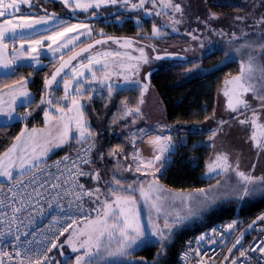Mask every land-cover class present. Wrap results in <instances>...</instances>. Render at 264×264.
<instances>
[{"label": "trees", "instance_id": "obj_1", "mask_svg": "<svg viewBox=\"0 0 264 264\" xmlns=\"http://www.w3.org/2000/svg\"><path fill=\"white\" fill-rule=\"evenodd\" d=\"M221 1H206V9L209 11L207 14L210 16H222L217 17V21L222 22L211 19L207 26L199 27L202 32L208 34L207 38L209 40H194L198 43V48L193 45L192 39H186L181 35L162 38L153 37L152 28L154 24L149 20H145L143 24H137L134 19L127 18L123 24H120L115 20V17L106 18L103 14L96 16L99 18H71V20H68L69 23H90L93 28L94 38L114 35L131 41L139 56V48L144 47L147 55L148 48H151V46L160 50L166 47L170 48L171 51H177L189 45L187 47L188 50L194 51L195 47V52H205L209 47H212V51L201 58H196V55L197 57L199 56L196 54L194 59L189 58L188 61L174 62L171 66L160 67L159 71L153 74L151 85L145 81L150 88L155 90L160 99L162 109L160 121H158V116L156 117L153 112L152 106L149 108L148 113L143 112L144 123L140 127L135 126V123L139 121L137 112L133 111L132 114L125 116V104L133 110L136 108L141 109L144 92L141 91L140 86L113 87L110 99L106 98V92L101 91L94 94L92 101L81 100L86 109L84 118L92 126L91 130H93L94 134L90 135V138L85 141L70 144V146L56 152L51 158L66 154L77 145L95 143V163L91 164L88 171L94 172L98 170L101 179L99 181L88 179V183L92 186L100 187L101 190L107 188L108 183L114 184L116 179H120L124 182V185H127L126 180L118 175V160L120 157L131 158L132 143L135 141L134 138L138 130L143 128V130L151 132L168 125L178 131L179 137L176 139L177 149L173 161L167 165L165 173L159 176V180L165 186L179 191L194 190L208 185L209 182L205 179V173L212 147L206 143L204 132L200 130L199 126L204 125L209 120L207 117H212L216 107L218 91L223 81L230 76L239 75L242 71V64L249 66L251 58H255V65L259 67L261 57L255 54L249 55V51L243 50L246 47L244 42L233 36L236 27H238L234 24L233 15L244 13L245 8L233 5L229 3V0ZM101 12L103 13L104 11ZM204 13L200 16L204 15ZM216 16L214 17L216 18ZM221 23L227 25L224 31L219 26ZM94 38L85 41L83 45L94 40ZM152 59L149 57L148 64H152L154 60ZM59 62H50L39 69L29 64H20L16 66L11 75L0 77V90L16 84L18 80L29 79V86L34 95L31 105L20 110L23 115L30 112L31 116L12 124L0 125V157L14 143L25 126H42L44 124V111H51L52 113L56 111L54 106H50L47 103L45 79H50ZM61 85L62 81L58 80L50 91V98L59 100L64 96V88ZM42 100L44 103H41ZM120 129H124L123 135L118 134ZM137 143L140 144L139 141ZM117 149H119L117 156L108 155L109 150L116 151ZM100 151L105 153L103 159L98 156ZM132 182L137 183V180ZM102 198H104L103 195ZM93 200H95V197H92L88 204L90 210L92 206H97V203L92 202ZM263 209L264 200L254 206L242 208L238 217L244 222L257 215ZM236 217L237 213L231 211L224 216H216L210 219L207 224L202 226L199 225L177 232L167 242V250L164 256L161 257L163 264H180L179 253L185 241L191 235L199 234L208 226L218 222L228 223L227 220H234ZM68 236L69 234L62 239L60 245ZM159 242H144L146 244L139 246L130 255L133 261L122 264H149V261L154 262L157 258V253L161 250ZM64 244L62 248L59 245L56 250L54 264H76L75 256H65L67 253ZM98 261H95V264H115L114 262L105 263L106 260L104 262Z\"/></svg>", "mask_w": 264, "mask_h": 264}, {"label": "snow or ice", "instance_id": "obj_2", "mask_svg": "<svg viewBox=\"0 0 264 264\" xmlns=\"http://www.w3.org/2000/svg\"><path fill=\"white\" fill-rule=\"evenodd\" d=\"M61 2L65 5V7L72 8L73 6L69 3V0H61ZM123 3L127 8L130 5L132 10L141 11L146 10L145 5L150 4L152 9H156L157 0H138V3L135 0H87V2L81 3L79 0L74 5V9H79L84 12H88L89 9L92 8H100L102 5H118L119 3ZM20 3L27 4L30 9L34 8V4L31 3V0H0V17H4L3 24L10 25L11 27H3L0 25V47L3 49L8 48V40L11 39L13 42L18 41L20 44L21 51L17 54H14L11 59H6L0 67L7 70L12 69V65L17 60H29L34 61L36 64H40V51L41 48L45 46V41H50L51 43L47 44L46 47L51 49L53 55L57 52H61L62 49H68L69 45H73L74 47L69 51H75V41H80L81 36L84 35V32H81V29H88L87 35L91 36L92 32L89 28V25L84 22L77 23H69L68 18L60 17L56 13H50L47 9H43L44 14L33 16L32 12L25 14L20 8ZM162 8L171 9L170 13H166L170 16L171 22L173 25L179 24L182 22L181 18L184 13V6L180 2V0H161ZM11 9L12 12L8 10ZM20 12L21 15L19 17H15V13ZM149 15H152V11H148ZM155 15L159 16L161 13L156 11ZM92 15V13H89ZM13 18L23 21L19 24H13ZM214 16H210L209 19H214ZM238 20H244V17H237ZM33 21V22H29ZM207 25V21H202ZM260 23L264 25V18L260 20ZM19 29V31H18ZM173 31H177L175 27L172 29ZM30 32V35H26L25 33ZM196 30L187 33L191 36L193 40H199L200 37L194 34ZM9 33L11 34L9 37ZM70 33H76L73 36H69ZM165 33L162 32L160 28L157 26H153L152 28V36L160 37ZM67 37L63 43H60L63 38ZM103 42L102 40H95L94 43H88L87 47L83 46V41H81L80 52L76 53V55H70L67 60H65L64 55L59 57L60 60H63L64 63L60 65L59 68L55 70L51 74L50 79H45V90L50 89L54 83H57V77L61 76V73H64L62 77V84L64 88V96L60 99L64 101H70L69 105H61L59 100H55L50 98L47 103L50 106H54L55 110L60 113H72L75 112L76 115L72 119L74 120V130L78 132V136L80 138H85V134L93 135L91 128L87 125L84 115L86 109L80 103L81 100L87 99L91 100L92 95L95 90L92 88H85L84 85L90 84L93 81L100 84L105 88L107 93V97H111L113 92V86L111 84H105V80L109 78V74L106 72L107 65L102 63V60L99 56L88 55L85 56L84 60L79 63L78 66H72L71 68V76H68V73L64 72L65 68H68L71 61L76 59L78 55L83 53H88L90 49L94 48L96 45H99ZM116 43L121 44V47L131 46L130 42L124 41L121 43L120 41H116ZM28 45L27 49H25V45ZM53 45H58L57 47H53ZM15 51V50H14ZM212 49L208 50V53H211ZM36 53L37 55H33ZM139 57H130V59H135L138 62L132 66L133 74H138L141 64H146L149 62V57L145 54V50L143 47L139 48ZM103 56H119L120 53H112V52H104ZM2 56V53H0ZM160 57L157 56L156 59ZM91 73V78L85 76V71ZM256 69L255 58H251L249 60V67L247 69V75L242 74L241 76H237L230 83L234 85L232 89H228L225 91V95L230 97L229 100V110L231 112L237 113L236 116H232L230 120H237L239 124L244 125L246 123L255 124L258 115H257V105H253L251 100L259 101V107L264 109V76L260 78V86H257V82L253 79L252 73ZM262 73H264V67H260L258 69ZM99 73V79H98ZM151 73H147L145 79H149ZM80 78H83L82 80ZM73 81L76 82L75 87L73 88ZM17 83L21 84V88L13 92V99L8 103L7 110L0 109V116L6 117L7 119H17L20 118V114L17 113L16 116L12 114L15 112L14 105L16 104L15 97L17 95L23 97L22 106L28 105L30 106L32 101L30 100V94L27 92L26 88L23 86L26 81L18 80ZM131 83L140 86L141 91H147L149 85L147 83L141 84V81L138 79H133ZM251 92L252 97L250 100L244 99L243 96L247 93ZM232 95L236 96V103L233 104L231 97ZM41 103H44L42 100ZM244 109V111H240V109ZM139 112V108L135 110L128 108L127 104H125V116L132 114V112ZM251 111L252 116L249 118L246 113ZM45 116H49L48 111H44ZM240 115H244L245 119H239ZM28 116H31V113H27L23 118L27 119ZM124 118V117H122ZM213 117H207V119H213ZM61 121H63V117H59ZM228 121L221 118L217 121L218 124L227 123ZM65 132L63 134V138H67V124L64 125ZM142 131V130H138ZM211 133V137H215L218 133L209 129ZM23 135V134H22ZM19 140L20 137H17ZM154 142L156 144H160V148L158 152L154 154L153 159L151 160H143L140 159L136 164V171L140 172L142 175L148 177L149 171H151V178L146 181H140L138 184H128L127 187L124 186V182L120 179L115 180V185L112 183L107 184L106 191L101 193L100 187L94 188H85L83 183L79 182V177H86L91 180L99 181L101 179L100 173L98 170L93 171H85L80 165H91L94 164L95 161L89 159L87 156H81L79 158V163L73 161L74 170H70L69 174L65 177L66 183H72L75 181V188L73 189V193H79L76 195V199L79 200L82 196L86 195L88 197H95L93 203H100L103 206L102 214H98L97 219L91 220L90 223L98 225L99 228L96 232L95 237L91 233L81 232L79 235L86 237L85 239L79 242L80 248L84 249L82 255L76 256L75 262L76 264H82L85 261L86 257H89L86 264H95L94 253L92 251L93 248L96 249V254H99V251L102 247L101 238L107 234L109 240L113 238L115 233H118L120 240L117 244V247L113 250L108 251V255L110 256H120L126 257L132 255L135 251V247H138L141 243H144L148 237H157L158 241H164L163 244L160 245V252L157 253L156 260L149 261V264H163V260L161 257L164 256L167 250V241L171 238L173 232L172 229L174 226L182 224L185 220L189 219L192 216L198 215L200 212L204 211L206 208L210 207L212 203H215L217 200H227L229 202L234 200H243L245 197H249L255 195L256 193L264 194V181H260L257 186L249 187L250 185L256 184V178L246 175L244 172L239 170V166L236 165L233 167L231 163H229L228 155H218L216 157V162L209 166L210 172H216V175L219 176L220 172H217V168H221L222 171H234L239 178V184L231 187L227 191L223 192H211L205 191L204 189H200L199 191L203 193V199L197 201L196 204H187L184 208L181 209L180 212H176L173 214L172 212L164 211L163 205H158L153 201H160L166 199V197L162 195L152 196L153 193H160L162 191L158 186V177L156 173L160 171V166L158 163L161 161V158L165 151L168 150L171 145L172 137L171 135H156L154 138ZM255 139V137H253ZM163 142H167L166 144ZM58 146V145H57ZM94 146V145H93ZM257 147H264L257 143ZM135 147V146H134ZM119 154V149L116 151L109 150L108 155L117 156ZM105 153L100 151L98 156L100 159L104 158ZM138 151L133 153V160L135 161L138 157ZM38 158V157H34ZM127 158V157H125ZM67 159V157L65 158ZM223 163H219L220 161ZM13 162L9 161V163L0 170V176L12 178V172L10 171ZM36 165H33L35 167ZM59 180V177H56ZM58 187L57 184H52V189H56ZM59 187H64L63 184L59 185ZM137 193H139V199L143 201L144 205L147 206L148 211L143 212L141 208L138 206ZM101 195L104 196V199L101 200ZM109 197H115V199L110 200ZM79 208L80 205L77 204ZM16 211H20L17 209ZM155 212V219L152 216V212ZM261 221H264V216L259 218ZM76 221H73L75 223ZM255 223V222H254ZM72 224H68L65 226L63 231L59 234L63 235L64 231H67L68 228H71ZM235 225L229 224L228 229H233ZM242 237L243 233H240L239 236L236 237L235 243L232 244L230 248H228L229 254L232 253L233 249L239 252V258H243L242 260L239 258H233L230 260V264H247V261L250 259L248 256L249 252H259L261 260H264V239H260L257 242H254L249 248L245 249L242 246ZM73 238V233H69V236L63 243H70ZM16 240H19L20 237L17 235L15 237ZM203 239V237L201 238ZM63 243L60 247H63ZM239 246V247H238ZM52 248H57V244L52 242L44 252L51 251ZM74 252L79 251L78 248L73 247ZM63 254V253H61ZM0 255L9 254L3 253L0 251ZM22 256L21 264H24V261H27V264H42L43 261L51 260L50 257H47L44 253H40L39 251L31 248H24L23 252L16 251L15 256H9V260L15 259V257ZM225 261L229 260L228 256L223 258ZM0 264H4L3 261H0ZM115 264H122V262H115ZM198 264L201 262L198 261Z\"/></svg>", "mask_w": 264, "mask_h": 264}, {"label": "rangeland", "instance_id": "obj_3", "mask_svg": "<svg viewBox=\"0 0 264 264\" xmlns=\"http://www.w3.org/2000/svg\"><path fill=\"white\" fill-rule=\"evenodd\" d=\"M207 0H180L182 5L184 6V13L182 15V22L179 24L173 25L170 19V16L166 13H170L171 9L169 8H162L161 7V0H157V7L156 9H152L150 4L145 5L146 10L136 11L132 10L130 8V5L126 8L125 5L121 2L118 5H102L100 8H92L89 9L88 12L81 11L79 9H74V5L77 2V0H69V3L73 6L72 8L65 7V5L61 2V0H31V3L34 4V10H38L39 13L44 14L43 9H47L50 13H57L61 15L60 17H66L68 20L78 19V18H95L96 16H105L108 17H115V20L119 22L120 24H123L124 21L128 18L134 19L137 24H143L145 20L152 21L154 26H157L164 32L165 34L156 37V38H162V37H171L173 35H181L185 37L186 39H192L190 35L187 33L192 32L193 30H196L194 34L200 36V39L209 40L208 34L205 32H202L199 27L201 26H207L211 19H209L210 15L207 14L209 11L206 9V3ZM222 2L221 0H219ZM79 2L84 3L87 2V0H79ZM135 2L138 3V0H135ZM175 2V0H173ZM229 3L233 5H239L245 8L244 13H238L233 15V21L234 24L238 27H236V31L233 34L234 37L238 38L239 40L243 41L246 47H244V51L248 52L249 55H260V66L256 67L257 70H254L252 73L253 79L257 82V86H260V78L264 76V73L259 71L258 69L260 67H264V25L260 23V20L264 18V0H229ZM20 5H27L24 3H20ZM101 11H104L103 13ZM148 11H152L153 14L149 15ZM156 11H159L161 15L157 16L154 13ZM10 12L12 10L10 9ZM203 12L204 15L200 16ZM89 13H92V15H89ZM199 14V15H198ZM211 14V13H210ZM213 15V14H211ZM216 16V15H214ZM217 17H222L220 15H217L216 21L218 20ZM237 17H244V20H238ZM202 21H207V25L205 23H202ZM222 22V21H217ZM243 25V26H240ZM222 31L225 30L227 25H224L223 23L219 24ZM173 27L177 29V31H173ZM31 34V33H29ZM103 34V33H102ZM101 34V35H102ZM93 36L92 38H94ZM95 39V38H94ZM199 39V40H200ZM124 41L130 42L131 46H124L121 47V44L112 42L110 44H105L88 55L92 56H99L102 60L103 64L107 65L106 72L109 74V78L105 80V84H111L113 87L123 88V87H133L138 86L136 84L131 83L133 79H138L141 81V84L146 83V74L154 67H161L164 68L166 66H171L174 64V62H158L156 60H153L152 64H141L140 70L138 74H133L132 66L136 64L138 61L135 59H130V57H139L138 52L134 49L132 42L129 40H122L120 41L123 43ZM193 42V45H195L196 48H198V43H196L193 39L191 40ZM211 45V44H209ZM188 46L181 48L180 50H173L171 51L170 48H163V49H157L158 52H177L187 55L189 58L194 59L195 55L198 54L199 56L196 58H201L205 56L208 53L209 49H212V47L207 48L205 52H195L196 48L194 47V51L188 50ZM79 48V46L77 47ZM76 48V49H77ZM144 48V47H143ZM189 51V52H188ZM104 52H112V53H120L119 56H103L102 53ZM146 52V51H145ZM154 52L149 47L148 48V56L150 58H153ZM86 55V56H88ZM85 57H83L81 60H79L74 66H78L81 61L84 60ZM61 61V60H56ZM55 62V61H52ZM248 65L242 64L241 68L242 71L239 75L242 74L247 75V69ZM85 71V76L91 78V73ZM68 76H71V68L67 71ZM233 76L231 79L226 81L225 89H232L234 87L233 84L230 82L234 80L235 77ZM81 80L83 78H80ZM98 79H99V73H98ZM59 81H62V77L59 79ZM146 81V82H145ZM76 82L73 81V88L75 87ZM85 88H92L95 91L91 93L92 97L95 93L98 92H106L105 88L102 87L97 82L93 81L90 84L84 85ZM225 90V91H226ZM113 93V92H112ZM249 92L248 94H250ZM246 95V94H245ZM227 98H230L229 96H226ZM62 98V97H61ZM94 99V98H93ZM233 104L236 103V96L232 95L231 97ZM61 105H69L70 101H64L62 99H59ZM92 101V100H91ZM253 105H257V115L258 119L256 123L253 125L251 123H246L244 125H241L236 121L231 126H226L221 131V141H222V147L221 151L217 152V156L224 154L229 156V163L235 167L236 165L239 166V170L244 172L246 175L252 176L256 178V184L250 185L249 187L257 186L260 181H264V147H257V143L264 145V109H261L259 105V101L253 100ZM82 105L83 101H80ZM153 107V112L156 114V117L158 121L161 120V106H160V99L157 96L155 90L148 87L147 91H144V100L141 105V109L139 112H137V115L139 117V121L135 123V126L140 127L144 123V114L149 112V108ZM243 111L244 109H240ZM50 114H54L56 116L63 117V121H61L62 128L56 132L59 141L63 140L64 142L70 138L71 133L73 135L75 134V137L78 136V132L74 130V120L72 119L75 117L76 113H60L57 111H54L52 113L51 111H48ZM250 112V113H249ZM136 113V112H135ZM246 115L250 118L252 116L251 111H248ZM50 118V115L48 116V119ZM58 118V117H57ZM85 119V118H84ZM239 119H245V116L239 118ZM87 125H89L88 120H86ZM67 124V132L68 136L67 138H63V134L65 132L64 125ZM90 128H92L91 125H89ZM168 125L163 126L167 127ZM160 129H156L151 132H155ZM173 129V128H172ZM177 131V130H176ZM52 132V131H51ZM93 132V130H92ZM124 129H120L118 131L119 135H123ZM53 133V132H52ZM150 133L147 130L138 131L137 135L135 136L134 140L135 142L139 141V143L144 139L146 135H149ZM53 137V136H52ZM255 137V139H253ZM90 138V135L87 133L85 134V138H80V142L85 141L86 139ZM229 139H232V141H228ZM38 141H36L34 146H31L28 150V153L26 155L34 154L39 155L40 154V148L37 144ZM95 144V143H94ZM96 146V145H95ZM133 146V143H132ZM157 152L152 151L150 153V157L153 158L154 154ZM215 156V158L217 157ZM119 165L117 168L118 173L121 177L126 178L127 177V166L128 165H135L137 164L136 161L133 162L131 158H124L120 157L118 160ZM219 163H223L221 160ZM164 161H160L158 163V166H160V171L157 172L159 176L163 175L165 173L166 165H164ZM213 164V163H212ZM211 165V164H210ZM209 165V166H210ZM166 166V167H165ZM217 172H220V175L217 176L216 172H210L209 167L205 174V179L209 182L208 185L194 189V190H186V191H179V190H173L171 188L165 187V191L160 194L166 199L158 201L156 204L163 205L164 211L166 212H172L175 214L176 212H180L182 208H184L187 204H196L197 201L203 199V193H201L199 190L204 189L206 192L211 191L213 193L215 192H223L227 191L231 187H234L239 184V178L237 177L236 173L234 171H222L221 168H217ZM131 184H134L133 182ZM128 185V184H127ZM127 185H124L127 187ZM113 186H116L115 183ZM135 186V184H134ZM106 191L105 189L101 190V193H104ZM139 198V197H137ZM101 195V200H103ZM110 200L115 199V197H109ZM139 200V199H138ZM264 200V194L256 193L255 195L245 197L242 201L241 200H234V201H227V200H217L215 203H212L210 207L206 208L204 211L200 212L198 215L192 216L189 219L185 220L182 224L176 225L172 229V236L175 235L177 232H180L182 230H186L188 228H193L195 226L204 225L207 224L210 219L216 217V216H224L227 213L231 211H235L237 213V217L234 220H227L229 224L236 225L239 221H241L240 217L238 215L241 213L242 208L254 206L255 204H258L259 202ZM138 206H142L141 208L142 213L147 212L148 209L145 207L144 204L141 205V202L138 201ZM92 215L90 219H88L85 223L81 224L77 228H75L73 233V238L70 243H65V251L69 256H79L82 255L84 252V249L80 248L79 242L86 237L79 235L81 232L85 233H91L93 237H95L96 232L99 228L98 225L90 223L91 220H95L98 217V214H102L103 212V206L100 203H97V206H92ZM152 216L155 219V212H152ZM171 236V237H172ZM120 240V237L118 233H115L113 235V238L109 240L107 234H105L104 237L101 238V244L102 247L99 251V254H96V249L93 248L92 251L94 253V256L92 259L94 261L98 262H131L133 261L130 256L126 257H120V256H110L108 255L109 250H113L117 247V244ZM158 241L157 237H148V239L145 241L147 242H154ZM169 241V240H168ZM167 241V242H168ZM146 243H141L139 246H142ZM164 241H160L159 244H163ZM138 246V247H139ZM73 247H76L79 249V251H73ZM138 247H135L137 249ZM64 249V248H63ZM89 257L85 258V261L82 262V264H86Z\"/></svg>", "mask_w": 264, "mask_h": 264}, {"label": "built area", "instance_id": "obj_4", "mask_svg": "<svg viewBox=\"0 0 264 264\" xmlns=\"http://www.w3.org/2000/svg\"><path fill=\"white\" fill-rule=\"evenodd\" d=\"M149 133L140 144L133 142L131 158L133 159V153L138 151L136 162L140 159H153L150 153L158 152L161 146L156 144L153 138L156 135H171V145L161 158L164 165H169L177 149L178 131L167 126ZM94 151V143L77 145L66 154L51 158L23 176L0 183V251L9 254L0 255V261L4 264H21L22 256L13 260H9V256H15L16 251L23 252L24 248H31L51 258L49 261L42 260V264H54L55 252L62 239L92 215L88 208L92 197L84 195L77 200L78 192L70 195L75 188V181L66 183L65 177L70 170H74L73 161L79 163L81 156L94 160ZM80 166L88 171L91 165ZM56 177H59V180ZM78 179L86 189L95 187L88 183L86 177ZM52 184H57L58 187L54 190ZM61 184L64 187H59ZM77 204L80 205L79 208ZM17 209L20 211H16ZM262 216L264 209L247 221H239L231 230L228 229L229 223L218 222L199 234L191 235L179 253L180 264H198V261L201 264H230L231 259L239 258V252L233 249L229 254L228 248L235 243L240 233H243L242 246L245 249L254 242L264 239V221L259 219ZM68 224H72V227L60 235ZM17 235L20 237L19 240L15 239ZM52 242L57 244V248L45 253L44 250ZM225 256L229 257L228 261L223 259ZM248 256L250 259L247 264H264L259 252H249ZM24 264H27V261H24Z\"/></svg>", "mask_w": 264, "mask_h": 264}, {"label": "crops", "instance_id": "obj_5", "mask_svg": "<svg viewBox=\"0 0 264 264\" xmlns=\"http://www.w3.org/2000/svg\"><path fill=\"white\" fill-rule=\"evenodd\" d=\"M19 6L25 14L32 12L33 16L43 15L42 13H39L38 10H34L35 8L30 9L28 7V5H19ZM8 11L10 12V9ZM14 15H15V17H19L21 15V13L16 12ZM4 19H5L4 17H0V25H2L3 27H11L10 25L3 24ZM22 22L23 21H20L18 19L13 18V24H19ZM29 22H33V21H29ZM75 23H77V22H75ZM87 24L89 25V28L91 29L92 34H91V36H88L87 35L88 29H81L80 31L84 32L85 34L81 36L80 41H75V49L81 44V41H83V43H84L85 41L91 39L94 35L92 25L90 23H87ZM18 31H19V29H18ZM29 33L30 32L26 31L25 34L30 35ZM75 34L76 33H70L69 36H73ZM10 35L11 34L9 33V37H10ZM66 39H67V37L63 38L60 43H63L64 40H66ZM7 42H8V48L7 49H3L2 47H0V53H2V56H0V64H2L6 59H11V57L14 54H17L21 51L20 44L18 41L13 42L11 39H9ZM49 43H51V42L45 41V46L43 48H41V51H40L41 63L40 64H36L34 61H29V60H17L13 63L12 69L15 70L16 66H18L20 64H29V65H32V66L38 68V69L43 68L48 63H50L52 61L60 60L59 57L61 55H64V56L67 55L68 53H70L69 50L74 47L73 45H69L68 49H62L61 52H57V53H55V55H53L51 49H48L46 47V45ZM57 46L58 45H53L54 48ZM27 47H28V45L26 44L25 49H27ZM33 55H37V54L33 53ZM14 70H7V69L0 67V77L11 75L14 72ZM235 76H237V75H235ZM232 77L233 76L226 78L219 88L217 99H216V107H215L214 113L212 115V117L214 116V118L207 120V122L204 123V125L199 126L200 130L202 132H204V135L206 137L205 138L206 143L211 145V147H212L211 155H210V157L207 161V164H206V167H207L206 171L208 170V167L210 164L216 162L215 156H217L216 155L217 152L221 151V147H222V141L220 138L221 131L226 126H231L237 121V120H230L229 119L232 116H236L237 113L231 112L229 110L230 98H227L225 95L226 81L231 79ZM23 81H26V83L23 86L26 88L27 92L30 94V100L33 101L34 95L30 89V86H29L30 80L27 79V80H23ZM61 86L63 87V84ZM20 88H21V84L16 83L14 85L8 86V87L0 90V109L7 110L8 103L13 99V95H12L13 92L18 91ZM251 97H252V93H250V94L247 93L246 95L243 96L244 99H248V100H250ZM15 99H16V104L14 105L15 112L12 115L16 116V114L19 113L20 118L9 120L6 117L0 116V125H8V124H12L16 121L25 120L23 118L25 115H23L20 110L23 107H26L28 105L25 104L22 106L21 102L23 101L24 98L19 96V95H17L15 97ZM251 101H253V100H251ZM57 117L59 118L61 116H56L54 114H50V118L48 119V116L44 115V124L42 126H39V127L25 126L24 130L18 136V137H20V139L19 140L16 139L14 141V143L9 147V149L0 157V170H2L9 163V161H12L13 164H12V167L10 169V171L12 172V178L11 179L23 176V175L29 173L30 171L34 170L35 168L39 167L41 164L50 160L51 157L54 156V154L56 152L64 149L65 147L70 146V144H73L75 142L80 141L79 137H75V134L73 135V133H71L72 136H70V138L68 140H66L65 142L63 140L59 141V138H58L56 132L62 128V125H61L62 123H61V120L58 119ZM241 117H243V115L239 116V118H241ZM221 118H223L224 120H226L228 122L223 123V124H218L217 121H219ZM209 129L216 131L218 134L215 137L210 138L211 133H210ZM36 141H38L37 144H38V147L40 148V154L36 155V156L34 154H30L29 156L26 155V153H28V150L30 149V147L35 145ZM228 141L230 142V141H232V139H229ZM34 157H38V158H34ZM33 165H36V166L33 167ZM126 172H127L126 178L121 177L119 173H118V175L121 178H123L124 180H126V182L128 184H131L132 181H134V180H137V183H135V182H133V183L138 184L140 181H146V180H149L151 178V171H149V175H148V177H146V176L142 175L140 172H137L136 166L133 164L132 165L130 164L127 166ZM157 174L158 173H156V176L159 178V175H157ZM11 179H9L8 177L0 176V183L6 182V181L11 180ZM158 186H159V188L162 189V191L160 193H153L152 194L153 197H155L156 195L162 194L165 191V187H167L159 179H158ZM137 197H139V193H137ZM137 199H139V198H137ZM138 201L141 202V205L144 204L142 200L139 199ZM153 202L157 203L158 201L154 200ZM140 207L143 208L142 206H140ZM145 207L147 208V206H145Z\"/></svg>", "mask_w": 264, "mask_h": 264}, {"label": "water", "instance_id": "obj_6", "mask_svg": "<svg viewBox=\"0 0 264 264\" xmlns=\"http://www.w3.org/2000/svg\"><path fill=\"white\" fill-rule=\"evenodd\" d=\"M96 18H99V17H96ZM102 40V41H106V42H103L99 45H96L94 48L90 49V51L88 53H83L81 55H78L76 57V59L72 60L69 67L68 68H65L64 69V72L67 73V71L72 68V66H74L79 60H81L83 57H85L86 55H88L89 53H91L92 51H94L95 49H97L98 47L102 46V45H105V44H110L112 42H116V41H122L124 40L123 37L121 36H114V35H109V36H104V37H97L95 38L94 40L90 41L92 43H94L95 40ZM88 42V43H90ZM88 43H86L85 45H83L84 47H87ZM151 49L152 51L154 52L153 54V59L156 60V61H160V62H179V61H188L189 60V57L185 54H182V53H177V52H158L157 49L154 47V46H151ZM80 52V47L75 49V51H72L68 56L65 57V60H67L69 58L70 55H76V53ZM159 56L160 58L159 59H156V57ZM64 61L61 60L58 65L55 67L54 71L60 67L61 64H63ZM159 71V67H154L152 68L149 72L151 73V76L149 79H147V83L149 85H151V78L153 76V74H155L156 72ZM148 72V73H149ZM64 76V73H61V76L60 77H57V82L58 80ZM51 78V77H50ZM56 83H54L52 85V87L50 89H47V94H46V100L48 101L49 98H50V91L51 89L53 88V86L55 85Z\"/></svg>", "mask_w": 264, "mask_h": 264}, {"label": "flooded vegetation", "instance_id": "obj_7", "mask_svg": "<svg viewBox=\"0 0 264 264\" xmlns=\"http://www.w3.org/2000/svg\"><path fill=\"white\" fill-rule=\"evenodd\" d=\"M160 53H162V52H160Z\"/></svg>", "mask_w": 264, "mask_h": 264}]
</instances>
